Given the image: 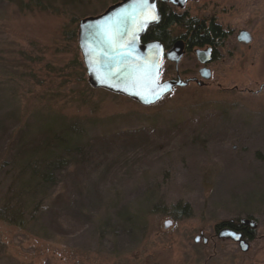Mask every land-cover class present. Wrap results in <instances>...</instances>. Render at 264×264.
Listing matches in <instances>:
<instances>
[{
    "label": "rangeland",
    "instance_id": "374dc122",
    "mask_svg": "<svg viewBox=\"0 0 264 264\" xmlns=\"http://www.w3.org/2000/svg\"><path fill=\"white\" fill-rule=\"evenodd\" d=\"M40 1L0 0V264H264V0L169 2L227 37L166 60L162 80L196 79L151 106L93 87L78 45L122 0ZM242 219L247 252L219 236Z\"/></svg>",
    "mask_w": 264,
    "mask_h": 264
},
{
    "label": "water",
    "instance_id": "95a60500",
    "mask_svg": "<svg viewBox=\"0 0 264 264\" xmlns=\"http://www.w3.org/2000/svg\"><path fill=\"white\" fill-rule=\"evenodd\" d=\"M159 1L147 0V4H141L140 0H122L109 6L99 15L79 20L78 45L89 82L93 87L122 94L144 106H151L161 101L175 87L190 83V78L183 79L180 74L173 78L161 79L165 60L174 62L178 69L184 55L182 40L176 41L167 50L159 40L143 41L148 28L161 20ZM161 1L181 7L188 2ZM238 39L248 43L251 35L242 30ZM196 53L201 63L211 60L210 49L197 50ZM199 73L204 79L212 76L208 66L201 67ZM242 223H247L252 228L257 225V222L251 219H242ZM171 225V220L165 222V227ZM219 236L237 241L243 252L249 250V241L233 228H223ZM199 239L198 237L196 240Z\"/></svg>",
    "mask_w": 264,
    "mask_h": 264
},
{
    "label": "trees",
    "instance_id": "16d2710c",
    "mask_svg": "<svg viewBox=\"0 0 264 264\" xmlns=\"http://www.w3.org/2000/svg\"><path fill=\"white\" fill-rule=\"evenodd\" d=\"M33 1L37 5L42 4L40 3V0ZM27 6L30 5L27 4ZM174 25L184 26L186 28V33L181 37L187 40L188 50H191L193 46L204 47L208 44L217 46L227 37L226 31L222 29L221 25L215 23V21H208L205 19L200 20L196 18L187 19V17L184 15H177L175 13H169L168 15H166L165 13H163L161 21L148 28L143 40H159L165 45V47L169 48L175 40L172 37L171 33V28ZM56 147L63 151L68 150L70 148V145L67 144V140H65V137H63L56 143ZM53 174L54 173L50 171L49 168L41 170V174L37 171H33L31 174H29L27 182H22V190L27 194H32L33 185L36 186L37 183H39L36 181H41L42 179L48 180V178ZM13 195L14 197L17 196L18 191ZM227 223L224 222L222 225H225Z\"/></svg>",
    "mask_w": 264,
    "mask_h": 264
},
{
    "label": "flooded vegetation",
    "instance_id": "af4514ba",
    "mask_svg": "<svg viewBox=\"0 0 264 264\" xmlns=\"http://www.w3.org/2000/svg\"><path fill=\"white\" fill-rule=\"evenodd\" d=\"M158 4H159L160 13H161V19H162L163 13H165L166 15H168L169 13H173V11H172V9H171V7H170L171 4H170L169 2H167V1H161V0H160V1L158 2ZM162 6H163V7H162ZM174 13L177 14V15H183V14H179V13H176V12H174ZM160 21H161V20H160ZM181 36H182V35H181ZM181 36H179V37H173L175 40L173 41L172 45H173L176 41L182 40L183 43H184V55H186V53H187L188 51H193V52L196 53L197 50H202L204 47H206V48L203 49V50L210 49L211 61H212L213 58H216V55H215V53H214V48H215V46H213V45H211V44H208V45H206V46H204V47L193 46V47L191 48V50H188V48H187V40L184 39V38L181 37ZM143 41H144V40H143ZM144 42H147V41H144ZM172 45H171V46H172ZM164 46H165V45H164ZM171 46H170V47H171ZM170 47H169V48H170ZM167 49H168V48L166 47V50H167ZM199 70H200V69H199ZM190 79H191V81L194 80V78H190ZM196 81H197V80H196ZM197 83H199V81H197ZM226 223H227V222H226ZM224 227H230V228H233V229L239 231V232L243 235V238L246 239V240L249 241V242H250V240L254 239V236H255V229L252 228V227H251L249 224H247V223H242V220H240V222H239V221L236 222V221H233V220L228 221V223L225 224ZM227 239L232 240L234 243H236V244L239 246V244H238L237 241H234V240L231 239V238H227ZM206 240H207V239H205V242H206Z\"/></svg>",
    "mask_w": 264,
    "mask_h": 264
},
{
    "label": "snow or ice",
    "instance_id": "6c2138e0",
    "mask_svg": "<svg viewBox=\"0 0 264 264\" xmlns=\"http://www.w3.org/2000/svg\"><path fill=\"white\" fill-rule=\"evenodd\" d=\"M140 3L141 4H147V0H140ZM153 18H155V17H153ZM168 223H170V221Z\"/></svg>",
    "mask_w": 264,
    "mask_h": 264
}]
</instances>
